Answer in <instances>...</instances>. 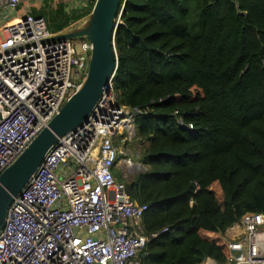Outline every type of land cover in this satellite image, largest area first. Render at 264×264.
<instances>
[{
    "label": "trees",
    "instance_id": "16d2710c",
    "mask_svg": "<svg viewBox=\"0 0 264 264\" xmlns=\"http://www.w3.org/2000/svg\"><path fill=\"white\" fill-rule=\"evenodd\" d=\"M123 4L112 89L138 111L145 171L116 177L147 207L144 234H159L143 264H225V231L264 215V0H120L118 14ZM90 13L32 16L59 35Z\"/></svg>",
    "mask_w": 264,
    "mask_h": 264
},
{
    "label": "built area",
    "instance_id": "2783aa9c",
    "mask_svg": "<svg viewBox=\"0 0 264 264\" xmlns=\"http://www.w3.org/2000/svg\"><path fill=\"white\" fill-rule=\"evenodd\" d=\"M95 1L74 0L73 12L86 13ZM19 3L0 0V25ZM1 33L0 175L80 89L92 50L85 39L51 40L56 35L45 19L30 14ZM108 88L14 198L0 231V264H143L159 234H144L147 207L132 202L116 180L123 168L117 144L129 139L124 134L138 111L117 102L112 77ZM223 239L230 251L225 264H264L263 214L243 215Z\"/></svg>",
    "mask_w": 264,
    "mask_h": 264
},
{
    "label": "water",
    "instance_id": "95a60500",
    "mask_svg": "<svg viewBox=\"0 0 264 264\" xmlns=\"http://www.w3.org/2000/svg\"><path fill=\"white\" fill-rule=\"evenodd\" d=\"M120 0H96L87 24L80 29L59 34L53 41L85 39L91 46V55L85 80L21 156L0 175V231L4 227L7 211L24 186L41 165L46 153L58 138L85 123L102 94L109 90V79L117 68L114 35Z\"/></svg>",
    "mask_w": 264,
    "mask_h": 264
},
{
    "label": "rangeland",
    "instance_id": "374dc122",
    "mask_svg": "<svg viewBox=\"0 0 264 264\" xmlns=\"http://www.w3.org/2000/svg\"><path fill=\"white\" fill-rule=\"evenodd\" d=\"M94 4L95 2L93 3V5H91L90 8L91 11L94 8ZM11 15L13 16L12 18L6 20L2 25H0V37H2L1 29L11 24L15 19L19 18L16 16V10L13 11ZM78 28H80V26H78L77 29ZM124 137H127L129 139L124 144L121 142L117 144L118 145L117 147L121 152L119 156V161L121 162L123 168H122V172H118L116 176L117 175L120 176L124 180V182L128 183L132 179L137 177L139 174L145 171V168L141 164V157H142L141 154L143 151V147L145 146V143L142 142L139 143V141H136L134 139L135 129H132L127 133H125ZM129 160H130V164H126V162H128Z\"/></svg>",
    "mask_w": 264,
    "mask_h": 264
},
{
    "label": "crops",
    "instance_id": "0c3cea01",
    "mask_svg": "<svg viewBox=\"0 0 264 264\" xmlns=\"http://www.w3.org/2000/svg\"><path fill=\"white\" fill-rule=\"evenodd\" d=\"M73 4H74V0H20V3L18 5V7L16 8V16L21 18L27 14L32 15V14L39 13V12L40 13L47 12L48 10L54 9L56 7H59V6H63L64 9H66L67 13H71V12H73V9H72ZM79 14H81V13H79ZM83 18H84V16H83ZM83 18L80 19L79 21H77L74 24V26H76V27H73L70 31L77 29L78 26H80V28L83 27L85 25V23H87L86 21H88V20L83 19ZM80 28H78V29H80ZM206 261H212V260L208 259ZM206 261H204V262H206ZM204 262L202 264H204Z\"/></svg>",
    "mask_w": 264,
    "mask_h": 264
}]
</instances>
